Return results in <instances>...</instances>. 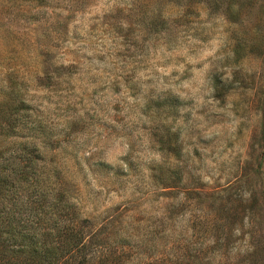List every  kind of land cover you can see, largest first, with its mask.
Segmentation results:
<instances>
[{
	"label": "rangeland",
	"instance_id": "rangeland-1",
	"mask_svg": "<svg viewBox=\"0 0 264 264\" xmlns=\"http://www.w3.org/2000/svg\"><path fill=\"white\" fill-rule=\"evenodd\" d=\"M15 108L84 264H264V0H0Z\"/></svg>",
	"mask_w": 264,
	"mask_h": 264
},
{
	"label": "trees",
	"instance_id": "trees-1",
	"mask_svg": "<svg viewBox=\"0 0 264 264\" xmlns=\"http://www.w3.org/2000/svg\"><path fill=\"white\" fill-rule=\"evenodd\" d=\"M170 95L161 106L176 109ZM15 110L0 122V137L13 138L28 127L38 130L26 112ZM27 142L0 147V264H84L86 255L79 257L85 249L83 230L60 217H67L73 204L49 184L52 175L44 174L41 156Z\"/></svg>",
	"mask_w": 264,
	"mask_h": 264
}]
</instances>
